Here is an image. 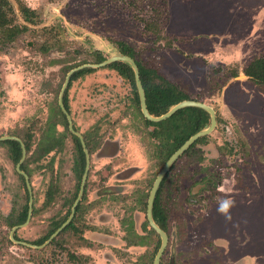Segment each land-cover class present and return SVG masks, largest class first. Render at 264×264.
Wrapping results in <instances>:
<instances>
[{
  "label": "rangeland",
  "instance_id": "374dc122",
  "mask_svg": "<svg viewBox=\"0 0 264 264\" xmlns=\"http://www.w3.org/2000/svg\"><path fill=\"white\" fill-rule=\"evenodd\" d=\"M8 3L13 14L0 27V264L152 263L160 238L145 227L141 194L158 171L157 140L144 128L131 80L111 66L128 63L94 66L129 56L127 49L151 72L150 84L175 86L179 97L216 113L214 128L198 137L200 153L180 156L170 175V193L180 194L183 205L178 218L165 222L169 240L161 264H170L171 256L173 264H264V83L244 72L264 59V0ZM24 8L32 11L29 20ZM82 64L92 65L79 69ZM72 69L89 70L64 85ZM61 93L67 122L58 110ZM46 129L63 138L37 158ZM76 133L89 143L78 234L59 235L64 249L50 242L35 247L80 192L73 172ZM15 138L29 145L22 163L33 201L29 220L11 239L7 222L29 200L6 142ZM206 173L218 188L188 201L190 187Z\"/></svg>",
  "mask_w": 264,
  "mask_h": 264
},
{
  "label": "trees",
  "instance_id": "16d2710c",
  "mask_svg": "<svg viewBox=\"0 0 264 264\" xmlns=\"http://www.w3.org/2000/svg\"><path fill=\"white\" fill-rule=\"evenodd\" d=\"M22 13H24V17L26 19L29 20L30 16L32 15V11L29 12L27 10V8L22 9ZM13 14V10L12 8L9 6L8 0H0V27L5 26V24L8 22V16L9 14ZM7 31H9L8 27L6 28ZM123 52L128 53L130 56H132L131 52L125 51L123 50ZM137 65H138V69H139V75H140V79L146 94V103L148 108H150V111L154 110L155 107H157L156 105L160 102H164L166 100L171 101V103H175L180 99H183L184 96L179 97L178 95H176V90H175V86H171L168 85V87H166L163 83L161 86L157 85L156 86L154 84H150L149 81H151V77L149 76V74H151L150 71H148L143 65H141L138 61H136ZM257 67L259 69H253L255 64H257ZM126 64V63H125ZM122 67H121V66ZM115 64L112 63L111 66L118 70L122 75H124L126 78H129L132 82V87H134L135 92L136 91V85L135 82L133 80V71L131 69V67L126 64ZM252 65H254L253 67H251ZM263 66V68L261 67ZM85 70H89V69H81V70H77L75 71L72 75H71V80H74L76 78H78L82 72H84ZM244 72L251 74L253 76L252 79H256L259 83H264V59H261L259 62H251L250 65L244 69ZM70 80V82H71ZM164 80V79H163ZM165 82V80L163 81ZM137 94V93H136ZM137 101H138V96H137ZM63 103L64 106H67L66 103V99L65 97L63 98ZM58 110L59 112L63 115V117L65 118L66 122L67 119L65 117L64 112L60 109V107L58 106ZM155 112H157L155 110ZM204 110H202L201 108H197V107H186L183 108L181 110H179L177 112V114L172 115L171 117H168L166 119H162L161 121H157V122H151L149 120H146L147 122L151 123V124H158V128L155 129L153 135L160 138L161 139V143L163 146V152L165 155L170 154L171 152L174 151V149L176 147L179 146L180 143H182L185 139H187L191 134L199 131V129H201L202 125L204 122H207V117L205 118L204 116L202 117V115L204 114ZM158 114V112H157ZM206 114V113H205ZM207 115V114H206ZM55 122V121H54ZM54 122L51 123L50 125V129H53L54 127ZM161 131V133H160ZM55 131H51L49 129H46L40 138V146H39V153L37 155V158H39L40 156H43L44 154L48 153L49 151H51L52 149H54L57 145V141H56V137H54L55 135H53ZM75 139V159H74V165H73V172L76 175V178H80L81 173L84 170V152H83V148L81 147V144L78 140L77 136H74ZM9 143V147H10V155L12 157V159H14L15 161L19 160L21 157V146L20 143L16 140H9L6 141ZM27 149H29V145L26 144L25 145ZM87 146H89V143H87ZM24 165V164H23ZM77 190H78V186H77ZM75 197L76 193H75ZM76 199V198H74ZM78 211H79V206L77 205L75 207V213L74 216L72 217V219L70 220V222L60 231V233L53 238L50 241V245H56L57 248H61L64 249L65 247L62 245L63 243L61 242V240L59 239V235L66 232V231H74L76 234H78V227L75 225L76 220L78 219ZM27 212H28V205L26 204L16 215V217H14V219H10V221L7 222V225L9 227H13L15 225L24 223L25 220L27 219ZM70 214V210H68L65 219L61 222V223H57L54 225V227L50 230V232L39 238L36 241H33L34 244H38L41 245L46 239H48V237L66 220V218L69 216ZM131 222L128 224V228L130 229L131 227ZM7 240L9 241L8 236L6 237ZM134 242V241H133ZM70 258H77V255H72L71 253L69 254Z\"/></svg>",
  "mask_w": 264,
  "mask_h": 264
},
{
  "label": "flooded vegetation",
  "instance_id": "af4514ba",
  "mask_svg": "<svg viewBox=\"0 0 264 264\" xmlns=\"http://www.w3.org/2000/svg\"><path fill=\"white\" fill-rule=\"evenodd\" d=\"M22 14H24V13H22ZM24 16V15H23ZM16 33V32H15ZM130 56V55H129ZM131 57V56H130ZM132 58V57H131ZM134 60V59H133ZM135 61V60H134ZM103 62V61H102ZM101 63V62H100ZM135 63H136V61H135ZM96 64H98V63H96ZM82 65H84V64H82ZM88 65H92V64H88ZM136 65H137V63H136ZM129 66L131 67V65L129 64ZM131 69H132V71H133V80H134V82H135V85H136V81H135V73H134V70H133V68L131 67ZM137 69H138V65H137ZM71 75L72 74H70V77H69V79H68V82H67V84L66 85H68V84H70L71 82H70V80H71ZM124 76V75H123ZM138 76H139V79H140V75H139V69H138ZM125 77V76H124ZM66 79V78H65ZM128 80H129V78H127ZM75 80V79H74ZM72 81V80H71ZM130 81V80H129ZM140 81H141V79H140ZM65 82V81H64ZM142 83V82H141ZM130 84H132L131 82H130ZM143 86V85H142ZM136 88H137V85H136ZM144 89V88H143ZM64 90V89H63ZM144 94H145V91H144ZM137 96H138V102H139V107H137V109H138V111H139V113H140V115H141V118H142V120H143V125H144V128L146 129V128H148L149 129V131H148V135H149V137L150 138H152L153 140H157V143H156V145H155V148H154V151H155V154L157 155V157H158V162H159V167H158V171H157V173H156V175L153 177V179H152V182L150 183L151 184V187L149 188V186H148V191H146L145 193H142L141 194V196L144 198L143 199V206H145V208H144V213H145V222H146V225H145V227L146 226H149L150 227V229H149V231H151V232H155L156 233V235L160 238V235L157 233V231L154 229V227L150 224V221H149V218H148V205H149V196H150V192H151V190H152V188H153V185H154V182H155V180H156V178H157V175L159 174V172L161 171V169H162V167H163V165L165 164V162L168 160V158L172 155V153H174L187 139H189V137H191L193 134H195V133H193V134H191L187 139H185L182 143H180L179 144V146L178 147H176L175 149H174V151L173 152H171L170 154H168V155H165L164 153H166V152H163L164 150H163V146H162V143H161V139L160 138H158V137H156V136H154L153 135V133H154V131H155V129L156 128H158V124H151V123H149V122H147L146 120H149V121H151V122H157V121H161V120H157V121H155V120H151V119H148L147 117H145L144 116V114L142 113V110H141V106H140V98H139V93H138V90H137V94H136ZM59 96H60V94H59ZM137 96H136V98H137ZM61 97H62V93H61ZM63 98L64 97H62L61 98V102H62V104H63V106H64V103H63ZM0 100H1V85H0ZM185 100H192V101H196V100H193V99H191V97H184L183 99H180V100H178L177 102H175V103H171V101H168V100H166L165 102H162V103H158L156 106L157 107H155L154 108V110H152V111H150V108H148V106H147V103H146V107H147V110H148V112H149V114L151 115V116H153V117H157V116H160V115H162V114H164V113H166V112H168L169 110H170V108H171V106H173V105H175V104H177V103H179V102H181V101H185ZM145 102H146V94H145ZM203 103V102H202ZM205 104V103H204ZM207 105V104H206ZM58 106L60 107V104H59V99H58ZM209 106V105H208ZM187 107H196V106H187ZM64 108H65V106H64ZM186 108V107H185ZM197 108H200V107H197ZM212 108V107H211ZM60 109H61V107H60ZM181 109H183V108H181ZM181 109H178V110H176L172 115H174V114H177V112L179 111V110H181ZM202 110H204V112L207 114H203L202 115V117L204 116L205 118L207 117V122H204L203 123V125H202V127L201 128H203V127H205V126H209L210 125V120H211V118H210V113L207 111V110H205V109H203V108H201ZM62 110V109H61ZM155 110L158 112V114H157V112H155ZM214 111V110H213ZM214 114H215V120H216V113H215V111H214ZM171 115V116H172ZM171 116H169V117H171ZM168 118V117H167ZM166 119V118H165ZM151 128V129H150ZM54 130H55V127H54ZM74 134H71V136H73ZM54 137H56L57 139L56 140H61L62 138H63V136L61 135V134H58V136H54ZM78 137V136H77ZM78 140H79V142H80V144H81V147L83 148V152H84V160H85V163H84V169H85V166H86V154H85V150H84V146H85V148H86V146H87V143L88 142H85L84 143V146L82 145V142H81V139L78 137ZM202 140H201V138H197L193 143H191L188 147H187V149H185L184 151H183V153L182 154H180L179 155V157L176 159V160H174V162L170 165V167L168 168V170L165 172V174L163 175V177L161 178V180L159 181V183H158V186H157V188H156V190H155V192H154V196H153V199H152V203H151V209H150V217H151V220L153 221V223L157 226V227H159V228H161L164 232H165V234H166V236H167V243H166V245L168 244V240H169V233H168V228H166V225L167 224H165V222L167 221V220H169V218L170 217H173V218H178L179 216H180V214H181V207H182V205H183V202L181 201V195L179 194V196H178V194H177V192H174V194L172 195L171 193H170V190H169V185H168V182L171 180V178H170V175H171V173H172V170L173 169H175V167L179 164V161H180V156L182 157V156H194V155H197V152H199V148L197 147V145L201 142ZM19 142V141H18ZM20 143V142H19ZM23 144V143H22ZM26 144H23V146H24V149H25V154H24V156L26 155V152L28 151V149L26 148V146H25ZM20 146H21V144H20ZM87 150V149H86ZM200 153V152H199ZM21 157H22V147H21ZM21 157H20V159L19 160H17V161H15L14 159H13V161L16 163V169H17V171L19 172V173H21L20 172V170L22 169V170H24V171H26L25 170V166L23 165V161L22 162H20V160H21ZM12 158V157H11ZM89 159V158H88ZM198 159V158H197ZM197 161V160H196ZM199 162V161H198ZM23 171V172H24ZM88 171V170H87ZM83 172H84V170H83ZM83 172H82V175H83ZM25 174H27V176L29 175L28 174V171H26V172H24ZM22 174V173H21ZM207 175H205V177H201L200 179H198V180H196L195 182H194V185H192L191 187H190V189H189V193H188V196H190L189 197V199H188V201L190 200L192 203H194L195 201H197L195 198H194V196H198V195H200V193L202 192V190H204V189H210V188H218V186H216L214 183H213V179H212V177H211V175H210V173H206ZM23 175V174H22ZM82 175L80 176V178H78L79 180H80V187H81V180H82ZM210 175V176H209ZM23 177H24V175H23ZM86 177H87V175H86ZM25 178V177H24ZM86 180V179H85ZM25 184H26V181H25ZM30 184V183H29ZM85 184V183H84ZM84 184H83V187H84ZM148 184H149V182H148ZM216 184H218V181H217V183ZM216 186V187H215ZM80 187H79V190H80ZM83 187H82V192H83ZM210 187V188H209ZM26 188H27V191H28V194H29V200H30V197H31V199H32V201H33V195H32V189H31V186H29V189H28V187H27V185H26ZM30 190V191H29ZM211 193V192H210ZM82 194V193H81ZM124 197H126L125 195H124ZM184 200L185 199H187L186 197H184L183 198ZM29 200H28V209H29ZM80 200V199H79ZM78 200V201H79ZM32 201H31V206H32ZM74 203V202H73ZM78 204V203H77ZM77 204H76V206H77ZM73 205V204H72ZM75 206V207H76ZM72 207V206H71ZM71 211V210H70ZM169 211H170V214H169ZM74 213H75V208H74ZM27 215H28V212H27ZM74 215V214H73ZM169 215V216H168ZM73 217V216H72ZM167 217H168V219H167ZM129 223L131 222L132 223V221H128ZM19 225V224H18ZM17 226V225H16ZM183 231V230H182ZM133 234H136V233H134V231H133ZM142 236H144V235H139V237L140 238H143ZM140 240H142V239H140ZM137 243H138V245H141V241H137ZM160 244H161V238H160ZM166 247V246H165ZM165 250V249H164ZM156 252H157V250H156ZM155 252V253H156ZM163 253H164V251H163ZM163 255V254H162ZM154 259V258H153ZM161 260H162V256H161V259H160V263L159 264H161ZM173 256H171V261H170V264H173ZM152 263H153V260H152ZM151 263V264H152ZM174 263H175V261H174Z\"/></svg>",
  "mask_w": 264,
  "mask_h": 264
},
{
  "label": "water",
  "instance_id": "95a60500",
  "mask_svg": "<svg viewBox=\"0 0 264 264\" xmlns=\"http://www.w3.org/2000/svg\"><path fill=\"white\" fill-rule=\"evenodd\" d=\"M115 60H120V61H123V62H127L128 64L131 65V67L133 68L134 70V73H135V81H136V85H137V90H138V93H139V98H140V106H141V110H142V113L144 114L145 117H147L148 119H151V120H162V119H165L169 116H171L176 110L178 109H181V108H185L187 106H196V107H200V108H203L205 110H207L209 113H210V125L206 128V129H203L195 134H193L191 137H189V139H187L174 153H172V155L168 158V160L165 162V164L163 165L161 171L159 172V174L157 175V178L154 182V185H153V188L150 192V196H149V205H148V218H149V221H150V224L154 227V229L157 231V233L160 235V238H161V244L154 256V259H153V263L152 264H159L160 263V259H161V256L163 254V251L165 249V246H166V243H167V236L165 234V232L157 227L153 221L151 220V217H150V209H151V203H152V199H153V196H154V192L158 186V183L159 181L161 180V178L163 177V175L165 174V172L168 170V168L170 167V165L174 162V160H176L180 154L183 153V151L185 149H187V147L193 143L200 135H204L208 132H210L215 124H216V120H215V114H214V111L213 109L202 103V102H198V101H192V100H185V101H181L175 105H173L170 110L160 116H157V117H153L149 114L148 110H147V107H146V102H145V94H144V89H143V86H142V83L139 79V76H138V69H137V65L135 63V61L133 60V58H131L130 56L128 55H124V54H117V55H113L109 58H107L106 60H104L103 62L97 64V65H94V66H100V65H104V64H108L112 61H115ZM83 66H88V64H84L82 66H79V69L80 67H83ZM74 71V69L70 70L67 75H66V79H65V82H64V85L67 84L68 82V79L70 77V74ZM64 88V86H63ZM59 104H60V107L62 109V111L66 114L67 118H68V121H69V115L68 113L66 112L62 102H61V94L59 96ZM69 127L71 128V126L69 125ZM78 135V137L81 139V142H82V145L84 146V142L80 136L79 133H76ZM8 137H1V139H6ZM17 139L19 142L20 140L18 138H15ZM21 144V147H22V157H21V160L20 162H22V159L24 158V154H25V149H24V146L23 144L20 142ZM84 150H85V154H86V166H85V169H84V172H83V175H82V180H81V187H80V192L79 194L77 195L76 199L74 200V203L71 207V211H70V214L68 216V218L66 219V221H64L50 236L49 238L45 241V243H43L42 245H39V246H36L34 245L35 247H42L44 246L45 244L49 243L69 222L70 220L72 219V216L74 214V208L76 206V204L78 203V200L80 199L81 197V193H82V187H83V184L85 182V179H86V175H87V170H88V154H87V150L84 146ZM20 172L24 175L25 177V181H26V185L29 189V181H28V176L27 174H25L23 171L20 170ZM30 191V190H29ZM31 197H30V200H29V209H28V215H27V219L25 220V222H27L29 220V217H30V214H31ZM18 226V225H17ZM17 226H13L12 227V231L10 233V238L13 239L12 237V232L13 230H15L17 228Z\"/></svg>",
  "mask_w": 264,
  "mask_h": 264
}]
</instances>
